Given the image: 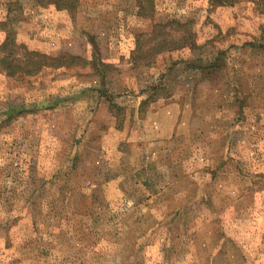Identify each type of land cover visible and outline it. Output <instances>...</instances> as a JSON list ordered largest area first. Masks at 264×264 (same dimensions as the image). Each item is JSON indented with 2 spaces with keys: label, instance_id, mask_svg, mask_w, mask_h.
Here are the masks:
<instances>
[{
  "label": "rangeland",
  "instance_id": "1",
  "mask_svg": "<svg viewBox=\"0 0 264 264\" xmlns=\"http://www.w3.org/2000/svg\"><path fill=\"white\" fill-rule=\"evenodd\" d=\"M0 264H264V0H0Z\"/></svg>",
  "mask_w": 264,
  "mask_h": 264
},
{
  "label": "trees",
  "instance_id": "2",
  "mask_svg": "<svg viewBox=\"0 0 264 264\" xmlns=\"http://www.w3.org/2000/svg\"><path fill=\"white\" fill-rule=\"evenodd\" d=\"M41 5H52L59 9H67L72 11L76 8L78 0H35ZM169 25H175L177 30L182 32V36L178 39L170 37L171 34L165 32V27ZM9 36L6 37L3 48H7L13 42ZM144 41V40H143ZM138 41V46L134 51V60H146L150 57L155 56L157 53L165 50H186L188 48L193 49L194 47V34L189 29L188 23H182L180 21L173 20L171 22L163 24H156L152 32L147 35V40L144 42ZM147 46V49H145ZM61 58H50L44 54L37 52L25 53L23 57H13L6 59L5 70L8 74H15L16 72H24L26 74H35L41 71L43 68L48 66L61 67L64 65L60 61ZM10 60V61H9ZM218 62L209 65V67L218 68Z\"/></svg>",
  "mask_w": 264,
  "mask_h": 264
}]
</instances>
